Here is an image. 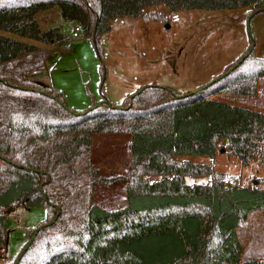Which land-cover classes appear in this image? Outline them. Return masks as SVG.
<instances>
[{
	"label": "trees",
	"instance_id": "trees-1",
	"mask_svg": "<svg viewBox=\"0 0 264 264\" xmlns=\"http://www.w3.org/2000/svg\"><path fill=\"white\" fill-rule=\"evenodd\" d=\"M157 4L171 11L249 8L250 20L264 12V0H0L1 31L49 46L0 34V247L7 246L8 209L46 210L13 264L19 257L18 264H264L240 263L235 233L251 211L264 209V188L225 187L222 173L177 159L213 158L224 140L243 166L260 152L264 159V112L211 97L254 95L264 58L255 56L252 37L222 74L189 94L150 85L113 104L101 65V102L76 112L63 90L34 78L67 40L56 27L41 31L38 13L56 7L103 62L109 22L142 17ZM151 20L167 24L164 15ZM114 131L131 134V163L126 175L107 178L91 162V138ZM186 177L211 181L189 184ZM119 181L126 183L124 207L93 203L97 185Z\"/></svg>",
	"mask_w": 264,
	"mask_h": 264
},
{
	"label": "rangeland",
	"instance_id": "rangeland-1",
	"mask_svg": "<svg viewBox=\"0 0 264 264\" xmlns=\"http://www.w3.org/2000/svg\"><path fill=\"white\" fill-rule=\"evenodd\" d=\"M249 8L171 11L162 4L145 7L142 17H118L109 22L110 31L101 37L104 59L76 23L62 20L58 9L51 8L36 15L41 31L56 27L66 37V43L54 48V54L44 69L35 75L43 85L63 90L66 103L76 112L89 109L101 102L100 66L106 68L104 87L107 100L118 104L145 86L158 85L183 95L197 91L245 53L249 38L255 43V56L264 58V12L250 19ZM164 15L163 21L151 20ZM148 19V20H147ZM249 20V21H248ZM0 34L35 45L49 46L37 40L9 32ZM70 43V48L65 45ZM211 97L234 105L264 112V77L256 82L254 95L216 94ZM131 134L128 132H97L92 135L90 159L107 178L128 173L131 163ZM213 158L201 155H181L179 160H190L210 166L222 173L224 186L238 184L264 188V159L258 153L246 165L231 154L226 141L218 143ZM188 182H209L208 177ZM125 182L97 185L92 195L95 204L107 209H119L125 204ZM8 241L0 247V264H13L27 241L30 229L45 219V208L17 206L6 211ZM264 209L252 211L251 226L239 229V239H246L248 251L261 252L264 257ZM237 237V235H236ZM260 254V253H259Z\"/></svg>",
	"mask_w": 264,
	"mask_h": 264
},
{
	"label": "crops",
	"instance_id": "crops-1",
	"mask_svg": "<svg viewBox=\"0 0 264 264\" xmlns=\"http://www.w3.org/2000/svg\"><path fill=\"white\" fill-rule=\"evenodd\" d=\"M130 146H131V139H130ZM124 175H126V174H124ZM185 179H186V182L189 183V184H193V183H203V182H200V181L188 182L187 181L188 177H186ZM124 187H125V204H124V206H125L126 205V202H127V199H126V183L124 184ZM102 208H104V207H102ZM104 209H106V210H112V209H107V208H104ZM113 210H117V209H113ZM251 213H252V211L248 214V225L246 227H238V228L235 229V233L237 235V240H238V242L240 244V247H241V252H240V255H239L240 263H243V262H245L247 260H264V257L261 255L262 254L261 252L256 253V252H254V250L253 251L251 250V251H248L247 254H245L246 253L245 252V249H246V247H245L246 242L245 241H246V239L242 236V234H241V238L242 239H239L238 234H237L240 231L239 229H244V230H241V232L242 231H246V230L249 229V227L251 226V223H250ZM263 223H264V221H263Z\"/></svg>",
	"mask_w": 264,
	"mask_h": 264
},
{
	"label": "water",
	"instance_id": "water-1",
	"mask_svg": "<svg viewBox=\"0 0 264 264\" xmlns=\"http://www.w3.org/2000/svg\"><path fill=\"white\" fill-rule=\"evenodd\" d=\"M249 20H250V19H249ZM249 20H248V21H249ZM169 27H170V25H169V24H166V25H165V28H167V29H168ZM140 91H142V89H141ZM140 91H139V92H140ZM197 91H199V89H198ZM197 91H195V92H197ZM137 93H138V92H137ZM33 238H34V236H33ZM33 238H32V239H33ZM31 241H32V240H31ZM31 241H30V243H31ZM19 259H20V257H19V258L16 260L15 264H18V262H19Z\"/></svg>",
	"mask_w": 264,
	"mask_h": 264
},
{
	"label": "built area",
	"instance_id": "built-area-1",
	"mask_svg": "<svg viewBox=\"0 0 264 264\" xmlns=\"http://www.w3.org/2000/svg\"><path fill=\"white\" fill-rule=\"evenodd\" d=\"M211 181V179H209V182Z\"/></svg>",
	"mask_w": 264,
	"mask_h": 264
}]
</instances>
